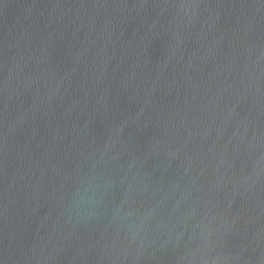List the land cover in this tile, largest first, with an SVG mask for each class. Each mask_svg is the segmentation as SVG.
Masks as SVG:
<instances>
[{
	"label": "water",
	"instance_id": "1",
	"mask_svg": "<svg viewBox=\"0 0 264 264\" xmlns=\"http://www.w3.org/2000/svg\"><path fill=\"white\" fill-rule=\"evenodd\" d=\"M0 264H264V0H0Z\"/></svg>",
	"mask_w": 264,
	"mask_h": 264
}]
</instances>
